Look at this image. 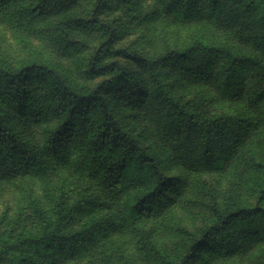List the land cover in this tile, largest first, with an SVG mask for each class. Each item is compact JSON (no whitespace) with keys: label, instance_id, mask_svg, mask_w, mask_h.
I'll list each match as a JSON object with an SVG mask.
<instances>
[{"label":"trees","instance_id":"16d2710c","mask_svg":"<svg viewBox=\"0 0 264 264\" xmlns=\"http://www.w3.org/2000/svg\"><path fill=\"white\" fill-rule=\"evenodd\" d=\"M148 1L0 0L28 51L0 54V264L264 262V0ZM68 46L83 81L45 56Z\"/></svg>","mask_w":264,"mask_h":264},{"label":"rangeland","instance_id":"374dc122","mask_svg":"<svg viewBox=\"0 0 264 264\" xmlns=\"http://www.w3.org/2000/svg\"><path fill=\"white\" fill-rule=\"evenodd\" d=\"M139 3L143 2V4L149 3L148 0H138ZM91 9V5L88 2L82 3V6L75 7L74 11L76 10L81 15H87L88 12ZM63 15H59L56 17L51 18L50 20L52 23L58 22ZM113 18L116 19L118 24H121L123 22V19L120 16V12L118 11V14H114ZM125 26L130 27V23H126ZM142 27H135L133 29H130L127 34L123 36L122 41L120 42L121 45L126 47H132L133 49L142 50L143 52L148 51V45L144 43V38L142 35L143 32ZM74 36L77 35L76 32H73ZM185 33H182V38H184ZM81 41H86L83 36H76ZM172 40H175L174 38H171ZM31 44L33 49L40 50V45L37 42L32 41ZM159 45H162L163 39L158 38L157 40ZM0 54L5 55L7 59L11 62H18L22 59H25L28 57V51L27 49L20 43L14 40L12 33L9 31V29L3 25L0 24ZM89 54L88 50H80L79 47H66L62 50H58L57 52H52L51 50L47 51L45 56L47 57L48 61H51L52 63L56 64L57 66H62L64 70L71 72V74L74 76V78L77 81H83L81 72L83 71L82 63L86 60L87 56ZM172 174H174L172 172ZM17 198V194L13 191V189L6 190L3 193V196L0 198V211L3 208L4 204H8L12 206L14 204V200ZM194 201H191V203ZM190 204L184 205L182 208L176 211L177 219L174 221V224H180L183 226H187L191 229L198 228L204 220V215H202V211L200 208H195L192 203V207H189ZM150 228V227H149ZM158 244H162V246H170L172 247L175 243V240L171 237H169L167 234L161 233L158 236ZM117 242V245L122 248V250L127 253L134 255L136 257V250L132 243L127 240L126 238L120 237L118 240H115ZM138 263H140V259L138 258ZM226 264H264L263 261L258 260L255 257H245L242 259L236 258L232 260L231 262H227Z\"/></svg>","mask_w":264,"mask_h":264}]
</instances>
